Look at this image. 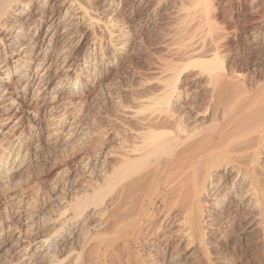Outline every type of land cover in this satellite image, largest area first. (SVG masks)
Here are the masks:
<instances>
[{"label":"bare ground","instance_id":"6f19581e","mask_svg":"<svg viewBox=\"0 0 264 264\" xmlns=\"http://www.w3.org/2000/svg\"><path fill=\"white\" fill-rule=\"evenodd\" d=\"M87 1L0 0V194L10 195L20 224L9 213L11 206L1 203L0 264H264V71L249 78L229 65L223 50L231 35L211 15L217 10L211 9L214 0L183 3L176 30L180 42L172 49L181 63L163 59L166 69H160L167 78L151 79L157 93L150 86L151 96L130 102L128 142L117 150L100 145L82 156L80 167L79 161L65 165L51 184L45 178L58 204L56 215L34 217L29 210L36 207L25 201L30 196L12 192L38 144L63 137L80 138L83 145L94 136L79 112L104 91L116 62L105 54V42L99 48L96 40L87 42V28L99 24ZM126 1H108L114 22L124 15ZM149 6L146 21L160 11ZM134 13L128 11V34H114L128 45ZM259 18L260 26L242 45H264V14ZM113 41L121 55L123 47Z\"/></svg>","mask_w":264,"mask_h":264},{"label":"rangeland","instance_id":"374dc122","mask_svg":"<svg viewBox=\"0 0 264 264\" xmlns=\"http://www.w3.org/2000/svg\"><path fill=\"white\" fill-rule=\"evenodd\" d=\"M109 0H91L87 1L88 4H90V8L92 7V12H97L96 14H94V18L96 19L95 22L97 23H93L91 26L89 25V27L86 30V36H87V42H94L96 40V42H94L95 44H97V47L99 48L100 46H103L105 44V46L107 47H103L105 54H107L110 59H112L113 61L115 60V65L113 67V69H111V74L109 79L107 80V82L105 83V88L104 91L102 93H100L97 97L93 98L92 100H90L87 104H85L81 109H80V119L81 122H83V124L85 125L84 127L88 128V130L90 129V132L93 133L90 137V140H86L83 141V145L82 142H77L80 140V138L74 139V140H66L65 138L63 139V137H60V140H50L48 143L46 144H38V149L35 152V158L36 160H34L32 158V162L28 165V167L23 171L21 174L18 175V177L15 178V189H17V191L13 188L12 192L17 193V195H19L20 197L22 195H24L22 198L25 199L27 197V199H25V201H29L28 203H32L31 208H33L34 206L36 208H33L34 210H29V212H31L30 214H35V216L38 215L39 219L48 216V218L50 219L51 217H53L54 215L51 213H54L55 215L57 214L55 205H58L54 199V195H53V190L50 186V184L52 183V181L58 177V173L60 172L61 168L66 166L69 167H73L74 164L76 165H81L80 161L81 159L84 157H87L88 154L94 153L96 152L99 148L100 145L106 144L107 146H112V149L117 150L118 146H121L122 144H126L128 142V106L133 102V100L135 98L141 97V96H146L149 95L151 96V91L152 93L155 91V93H157V86L155 87L156 84L153 83V81H151L152 77L154 80V78L160 77V78H167V72L164 73L163 70L160 69L164 68L165 65L164 63L167 62H175L176 60L178 61L179 58L176 55H173L175 53H173L174 51L172 49L175 48V46H173V44H177L178 43V39L179 37L176 35L177 34V29L178 26L181 23V15H180V10H182V7L184 8V5L186 2H188L187 0H132L133 3H131V0H127L126 1V6L124 8V15L120 16L119 19H117L114 22V18L109 15L110 12L106 11V8L108 7ZM130 1V2H129ZM139 1V2H138ZM162 2V4L159 2ZM166 1V2H165ZM174 1V2H173ZM241 1V2H240ZM90 2V3H89ZM104 2V3H103ZM152 2V3H151ZM158 2V4H157ZM180 2V7H178L179 5H177V3ZM245 2V3H244ZM250 2V3H249ZM102 3V4H101ZM149 5H153V6H159V15L156 16L153 19H148L146 21V13H147V9L150 7ZM167 3V4H166ZM184 3V4H183ZM211 9L215 8L217 9L216 11L211 12V15L214 17L215 22L217 27L220 25L221 29H226L229 30L227 33H229L231 36L229 37V39L226 40V48H224L223 50V55L228 59V63L229 65H233L235 66L236 70L239 72V70L242 73L248 72L250 75L249 78H253L254 76H259V74H263L264 71V45L262 44V42H258L256 44H251L248 45H242L243 43H241L242 39H244V37L249 38L250 34L254 31L253 29L258 28L260 25L258 24V21H256V19H260V14H264V0H214L211 1ZM253 3V4H252ZM138 4V5H137ZM156 4V5H155ZM179 4V3H178ZM128 5H130L128 8H126ZM146 5V7H145ZM213 5L215 7H213ZM101 6H103L101 8ZM136 6V7H135ZM164 6V7H163ZM178 8H177V7ZM132 7V8H131ZM146 8V9H145ZM166 11H164L165 9ZM173 8V9H172ZM176 8V9H175ZM102 9V10H101ZM134 9V16H135V23H133V29H134V37L132 40V44L128 45V41L123 40V38H119L118 36H115L114 34H119V33H127L128 34V28H129V22L128 20V11L132 12ZM138 9V10H137ZM144 9V10H143ZM214 9V10H215ZM94 10V11H93ZM131 10V11H130ZM137 10V11H136ZM141 13V17H140V12ZM174 10V11H172ZM179 10V11H178ZM252 10V11H251ZM261 10V11H260ZM101 11V12H100ZM146 11V13H145ZM220 11V12H219ZM251 11V13H250ZM254 11V12H253ZM259 12L255 13V12ZM103 12V13H102ZM165 12V13H163ZM174 12V15H172ZM176 12L180 15H177ZM247 12V13H246ZM253 12V13H252ZM166 13H169L171 16L167 15ZM245 13V14H244ZM255 13V14H254ZM127 16H126V15ZM145 14V16H144ZM164 17V21H163V17ZM166 14V16H165ZM175 14L177 15L176 19H175ZM251 14H254L251 15ZM259 16H258V15ZM104 15V16H103ZM109 18H107L108 16ZM245 15V16H244ZM102 16V18H101ZM123 16H126V18H123ZM138 16V17H137ZM179 16V17H178ZM217 16V17H215ZM244 18H243V17ZM111 17V18H110ZM123 19H122V18ZM166 17V18H165ZM169 17V19H171V21H169V19L167 18ZM161 18V22L160 21ZM250 20H249V19ZM254 18V19H253ZM101 19V20H100ZM111 21L109 20H112ZM121 19V20H120ZM140 19H143L141 21H139ZM243 19V20H242ZM246 19V20H245ZM99 20V21H97ZM121 23H120V21ZM159 20V21H158ZM247 20H249V26L248 23L246 22ZM252 20V22L250 23V21ZM254 20V21H253ZM245 21V22H244ZM117 22V23H116ZM160 24H159V23ZM219 25H218V23ZM255 22V24H254ZM140 23V24H139ZM113 24V26L111 25ZM120 24V25H119ZM122 24V25H121ZM155 24V25H154ZM97 25H99V27H97ZM116 25V26H115ZM135 25V26H134ZM142 25V26H141ZM224 25V26H223ZM254 25V26H253ZM257 25V26H256ZM95 26V27H94ZM121 26V27H120ZM128 26V28H127ZM153 26V27H152ZM243 26V29H242ZM253 26V27H252ZM110 27V28H109ZM112 27V28H111ZM120 27V28H119ZM125 27V28H123ZM138 29H137V28ZM142 27V28H141ZM147 27V28H146ZM256 27V28H255ZM103 28V30L101 29ZM114 28V29H113ZM120 30H119V29ZM237 28V29H236ZM239 28V29H238ZM253 28V29H252ZM92 29V31H91ZM105 29V30H104ZM123 29V30H121ZM130 29V28H129ZM141 29V30H140ZM155 29V30H154ZM161 29V30H160ZM224 29V31H226ZM97 30V31H96ZM101 30V31H100ZM113 30V31H112ZM127 30V31H125ZM138 30V31H137ZM140 30V31H139ZM157 30V31H156ZM170 30V31H169ZM174 30V31H173ZM235 30H239V34L237 36ZM243 30V31H241ZM89 31V32H88ZM241 31V32H240ZM113 32V33H112ZM165 32V34H164ZM170 32V33H169ZM243 32V33H242ZM247 32V33H246ZM251 32V33H250ZM92 33V34H91ZM174 33V34H173ZM249 33V36H247V34ZM97 34V36H96ZM111 34V35H110ZM164 34V35H163ZM174 35V37L172 35ZM236 34V35H235ZM244 34V35H243ZM246 34V35H245ZM93 35V37L90 39V36ZM102 35V36H101ZM104 35V37H103ZM113 35V36H112ZM163 35V36H162ZM100 36V37H99ZM107 36V37H106ZM172 36V39H170ZM92 37V36H91ZM112 37V38H110ZM139 37V38H138ZM109 38V39H108ZM119 38V39H117ZM136 38V39H135ZM142 38V39H141ZM162 38V40H161ZM240 38V39H239ZM100 41H99V40ZM110 39L113 41V43H115L117 46H122L123 48V52L121 55L117 54V51H114L112 49L113 44L110 45ZM170 39V40H169ZM234 39V40H233ZM236 39V40H235ZM239 41H238V40ZM119 40L120 44H119ZM171 40H172V46H171ZM90 41V42H89ZM104 43H102V42ZM108 41V43H107ZM162 41V42H161ZM175 41V42H173ZM98 42V43H97ZM117 42V43H116ZM127 44H126V43ZM135 42V43H134ZM143 42V43H142ZM180 42V41H179ZM239 43V44H238ZM241 43V44H240ZM107 44V45H106ZM126 46H123L125 45ZM168 44V45H167ZM109 46V47H108ZM143 46V47H142ZM167 46H169L167 48ZM238 46V47H237ZM262 46V47H261ZM130 47V48H129ZM135 47V48H134ZM172 47V48H171ZM253 47H255V49H253ZM261 47V48H258ZM164 49V50H163ZM166 49H170L168 51H166ZM228 49V50H227ZM234 49V50H233ZM237 49V50H236ZM250 49V50H249ZM258 49V50H257ZM113 50V51H112ZM163 50V51H162ZM255 50V51H253ZM108 51V52H106ZM134 51V52H133ZM170 53H166V52ZM235 51V53H234ZM237 51V52H236ZM138 52V53H137ZM162 52V53H161ZM172 52V53H171ZM246 52V53H245ZM248 52V53H247ZM253 52H255L253 54ZM114 53V54H112ZM170 55L167 56L166 54ZM228 53V54H227ZM251 53V54H250ZM257 53V54H256ZM162 56H161V55ZM171 54H172V58H171ZM112 55V56H111ZM114 55L116 57H114ZM263 55V56H262ZM129 56V57H128ZM176 56V57H174ZM237 56V57H236ZM168 59L169 61H167L166 59ZM236 57V58H235ZM159 58V59H158ZM175 58V60L173 59ZM178 58V59H176ZM123 59V60H122ZM166 61H164V60ZM230 59V60H229ZM256 59V60H255ZM259 59V60H258ZM262 59V60H261ZM158 60V62H157ZM232 60V61H231ZM237 60V61H236ZM126 61V62H125ZM176 63H181V62H177ZM235 61V62H234ZM255 61V62H254ZM119 62V63H118ZM163 62V64H162ZM259 62H263L262 65L258 64ZM172 63V64H173ZM234 63V64H233ZM175 64V63H174ZM158 66V67H155ZM163 66V67H162ZM232 66V67H233ZM123 67V68H122ZM248 67V68H247ZM254 68V69H253ZM262 68V69H261ZM166 69V67H165ZM113 70V71H112ZM162 72H161V71ZM158 71V72H156ZM260 71V72H259ZM161 72V73H160ZM254 72V73H253ZM133 73V74H132ZM169 73V72H168ZM191 73V72H190ZM256 73V74H255ZM113 74V75H112ZM115 74V75H114ZM163 74V75H161ZM166 74V75H164ZM255 74V75H254ZM253 75V76H252ZM141 76V77H140ZM169 76V74H168ZM148 77V78H147ZM150 78V79H149ZM159 79V78H158ZM144 80V81H143ZM148 80V82L146 81ZM150 80V81H149ZM147 83H146V82ZM110 84V86L108 87V83ZM142 82V83H141ZM143 82H145L143 84ZM155 82V80H154ZM148 83H152L150 85H148ZM131 87H130V85ZM154 84V85H153ZM117 85V86H116ZM134 85V86H133ZM153 85V86H152ZM150 86L153 87V90L150 89ZM182 88L186 89L185 83H183V85H181ZM133 87V88H132ZM149 87V88H148ZM155 87V88H154ZM143 88V89H142ZM107 91H106V90ZM120 90L121 92L117 91ZM150 89V92L148 93V90ZM132 90V91H131ZM139 90V91H138ZM145 93H144V91ZM106 91V92H105ZM135 93H134V92ZM143 91V92H142ZM186 91V90H185ZM117 92V93H116ZM144 93V94H141ZM135 95H133V94ZM148 93V94H147ZM102 94V95H101ZM118 94V95H117ZM132 94V95H131ZM140 94V95H139ZM101 95V96H100ZM117 95V96H116ZM121 95V96H119ZM115 96V97H114ZM134 96V97H133ZM120 98V99H119ZM132 98V100H130ZM134 98V99H133ZM119 102H118V101ZM117 101V102H116ZM131 102V103H130ZM205 102V100H203L201 103ZM134 103V102H133ZM132 103V105H134ZM200 103V101H199ZM200 103V104H201ZM120 104V105H118ZM117 105V107H116ZM130 105V106H132ZM176 105H178L176 103ZM122 106V107H121ZM121 109V110H120ZM125 109V111H124ZM121 112H120V111ZM83 111V112H82ZM106 112V113H105ZM122 112L124 114H122ZM106 114V115H105ZM108 115V116H107ZM120 115V116H119ZM123 115V116H122ZM119 116V117H118ZM126 117V118H124ZM109 118V119H108ZM86 119V120H85ZM88 120V121H87ZM109 120V121H108ZM125 120V121H124ZM85 121V122H84ZM111 121V122H110ZM117 121V122H116ZM87 122V123H86ZM112 123V124H111ZM87 124V125H86ZM101 126V127H100ZM126 126V127H125ZM91 127V128H90ZM106 127V128H104ZM112 128V129H111ZM124 129V130H123ZM99 130V131H98ZM123 130V131H122ZM93 131V132H92ZM116 131V132H115ZM102 132V133H101ZM104 132V134H103ZM107 133V134H106ZM116 133V134H115ZM106 134V135H105ZM120 134V135H119ZM116 135V136H115ZM101 136V137H100ZM105 138L108 137V138ZM95 137V138H94ZM99 137V138H98ZM103 137V138H102ZM114 137V138H113ZM121 137V138H120ZM62 138V139H61ZM94 138V139H93ZM98 140H95L97 139ZM117 138V139H116ZM79 139V140H78ZM102 139L104 140L102 142ZM64 140V142H63ZM76 140V141H75ZM94 140V141H93ZM123 140V141H122ZM57 141V142H56ZM88 141V143H87ZM92 141V143H91ZM95 141H98L97 143H95ZM85 142V143H84ZM102 142V143H101ZM120 142V143H119ZM126 142V143H125ZM57 143V145H55ZM63 143V144H62ZM77 143V146L75 145ZM86 143L87 145H92L90 147H86ZM73 144V146H72ZM98 146H97V145ZM115 144V145H113ZM117 144V145H116ZM37 145V143H36ZM44 145V146H43ZM47 145V146H46ZM71 145V146H70ZM81 145V148H80ZM85 145V146H84ZM49 146V147H48ZM51 146V147H50ZM75 146V149L72 148ZM41 147V148H40ZM71 147V148H70ZM77 147V148H76ZM83 147V148H82ZM85 147V148H84ZM94 147V148H93ZM116 147V148H115ZM43 148V149H42ZM63 148V149H61ZM80 148V149H79ZM89 148V149H88ZM98 148V149H97ZM120 148V147H119ZM118 148V149H119ZM74 149V150H73ZM81 149H83L82 152ZM88 149V150H87ZM94 149V150H93ZM86 150V151H85ZM93 150V151H91ZM96 150V151H95ZM47 151V152H46ZM77 151L79 153H77ZM85 151V153H84ZM74 153L76 154L74 156ZM65 154V155H64ZM85 154V155H84ZM87 154V155H86ZM37 155V156H36ZM63 155V156H61ZM84 155V156H83ZM74 156V157H73ZM83 156V157H82ZM37 157V158H36ZM40 157V158H39ZM61 157V158H60ZM50 158V159H49ZM40 159V160H39ZM80 159V160H78ZM62 160V161H61ZM67 160V161H66ZM55 161V162H54ZM66 161V162H65ZM73 161V163H72ZM54 163V164H53ZM62 163V164H60ZM64 163V164H63ZM66 163V164H65ZM68 163V164H67ZM57 165V166H56ZM63 165V166H62ZM78 165V166H79ZM38 167V168H37ZM58 167V168H57ZM80 167V166H79ZM94 168V167H92ZM80 171H84V169L79 168ZM49 171V172H48ZM26 172V173H25ZM50 174H48V173ZM57 172V173H56ZM30 174V175H29ZM46 174V175H45ZM54 176V177H53ZM88 176V175H87ZM21 177V178H20ZM49 177V178H48ZM63 177V179H62ZM64 175L60 176V179H62L60 182L62 183V186L64 187V189L68 188V184L66 183V179L64 178ZM50 184H48L47 180ZM54 178V179H52ZM45 179V180H44ZM51 179V181H50ZM18 182H17V181ZM22 181V182H21ZM63 181V182H62ZM17 182V183H16ZM42 182V183H41ZM21 184V185H20ZM26 184V185H25ZM36 184V185H35ZM49 186H48V185ZM18 185V186H17ZM40 185V186H39ZM17 186V187H16ZM22 188H19V187ZM67 187V188H66ZM19 188V190H18ZM33 188V189H32ZM43 188V189H42ZM80 188V187H79ZM78 188V190H79ZM22 189V191H21ZM28 190V192H26ZM47 190V191H45ZM52 190V191H51ZM37 193H36V192ZM21 192V194H20ZM23 192V194H22ZM36 194H34V193ZM41 192V193H40ZM42 192H44L43 195ZM25 193V194H24ZM38 193H40L38 195ZM29 195V196H28ZM35 195L37 197H39V199H37V197H35ZM46 195V196H45ZM33 196V198H32ZM45 196L44 200L43 197ZM52 196V197H50ZM7 197L10 199V195H3L0 194V205L1 203L4 205H7L11 208H9V213L13 214V220L16 222L17 225H20L18 222V218L16 217V213L15 211H17V206H13L11 205V200L7 199ZM48 197V198H47ZM6 200H5V199ZM32 200H31V199ZM53 198V199H52ZM3 199V201H2ZM36 200V201H35ZM39 200V201H38ZM49 200H51L49 202ZM53 200V202H52ZM6 201V202H5ZM10 201V202H9ZM38 201V202H37ZM55 202V203H54ZM7 203V204H6ZM39 203V205H38ZM41 204V205H40ZM44 204V205H43ZM54 206H53V205ZM38 205V206H37ZM41 206V207H40ZM45 206V207H44ZM51 206H53L51 208ZM39 207V208H38ZM44 207V209L42 208ZM14 208V209H13ZM46 208V209H45ZM38 211V214H36V211ZM43 210V211H42ZM12 211V212H11ZM44 213H42V212ZM46 211V212H45ZM50 211V212H49ZM52 211V212H51ZM15 213V214H14ZM47 214V216H46ZM44 215V216H41ZM34 216V217H35ZM47 218V220H49ZM22 220H26V218L22 219ZM23 221V222H24ZM37 221V220H36ZM40 221V220H39ZM22 222V223H23ZM8 235V236H7ZM6 235L5 240L9 243H11V241L14 240V237L12 236V234L10 235L9 233ZM10 236V237H9ZM9 237V238H8ZM224 264H227V262H225Z\"/></svg>","mask_w":264,"mask_h":264}]
</instances>
